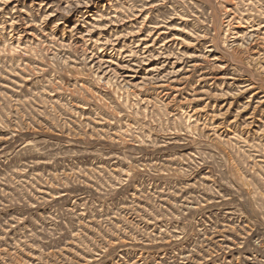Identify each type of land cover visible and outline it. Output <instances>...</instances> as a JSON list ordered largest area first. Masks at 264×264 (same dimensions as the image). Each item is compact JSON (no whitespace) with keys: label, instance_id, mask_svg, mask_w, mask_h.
I'll use <instances>...</instances> for the list:
<instances>
[{"label":"rangeland","instance_id":"obj_1","mask_svg":"<svg viewBox=\"0 0 264 264\" xmlns=\"http://www.w3.org/2000/svg\"><path fill=\"white\" fill-rule=\"evenodd\" d=\"M0 264H264V0H0Z\"/></svg>","mask_w":264,"mask_h":264}]
</instances>
